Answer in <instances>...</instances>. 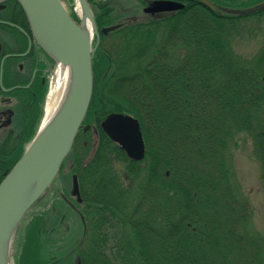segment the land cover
I'll list each match as a JSON object with an SVG mask.
<instances>
[{"label": "trees", "instance_id": "trees-1", "mask_svg": "<svg viewBox=\"0 0 264 264\" xmlns=\"http://www.w3.org/2000/svg\"><path fill=\"white\" fill-rule=\"evenodd\" d=\"M181 1L180 10L100 33L83 121L94 122L96 138L86 140L79 130L54 180L70 162L85 221L64 264H264L259 238L240 224L249 220L247 200L234 185L229 157L246 135L264 182V42L250 56L235 50L236 40L261 32L247 23L264 21V9L239 10L264 0H210L215 10ZM92 4L98 30L111 25L104 6ZM111 112L139 120L143 159L129 158L103 131L100 122ZM37 127L22 138L8 169ZM43 206L37 201L18 226L16 237L28 220L30 246L39 239ZM17 264H27L26 257Z\"/></svg>", "mask_w": 264, "mask_h": 264}, {"label": "water", "instance_id": "water-1", "mask_svg": "<svg viewBox=\"0 0 264 264\" xmlns=\"http://www.w3.org/2000/svg\"><path fill=\"white\" fill-rule=\"evenodd\" d=\"M68 1L75 3V0ZM78 1L83 10L80 23L72 18L62 0H18L37 44L57 64L70 67L71 81L65 101L46 124L39 125L21 157L0 181V264H11L12 244L22 218L51 187L79 129L89 127L83 125V120L92 97V59L99 33L89 2ZM197 1L211 10L216 9L210 0ZM183 7L180 1L155 0L145 10L168 12ZM263 9L264 1L239 11L253 13ZM117 27L111 25L101 31L106 33ZM94 35L97 42L92 45ZM100 126L129 158L141 160L144 157L145 144L136 117L111 112ZM71 195L81 201L76 174L72 175Z\"/></svg>", "mask_w": 264, "mask_h": 264}, {"label": "rangeland", "instance_id": "rangeland-1", "mask_svg": "<svg viewBox=\"0 0 264 264\" xmlns=\"http://www.w3.org/2000/svg\"><path fill=\"white\" fill-rule=\"evenodd\" d=\"M62 1L72 14L78 15L73 4H70L68 0ZM92 2L95 3L96 8L99 4L104 6L102 9L106 11L105 15L107 14L108 24L125 23L127 20L133 18L134 20L150 19L168 13H145V2L147 7L153 0H92ZM92 2L89 1L91 8L93 6ZM249 26L254 28L258 26L261 29L258 30L261 32L254 30L251 34L244 35L241 40H236L235 42V50L247 56L253 54L264 42V21L258 23L255 20H250L247 23V29L250 30ZM53 63V68H51L47 74L45 96L48 94L47 92H49L55 79L56 63L55 61H53ZM45 98L47 97H44V100ZM44 105L45 103L42 105V114L38 122V127L44 114ZM86 124L91 127V129L88 128L87 130H83L86 133V140L87 138H96L93 132H91V130L94 129V122L91 120ZM29 142L24 145L23 149L26 148ZM91 153L92 150L89 149V157ZM229 157L233 169L232 180L234 181V185L239 187L242 193L241 197L247 200L244 211L247 209L249 220L248 222L244 221L243 224L241 220V227L244 228V231L246 229L250 235H256V238H259L258 243L261 248V255L264 256V182L262 181L259 164L252 152L251 141L246 135L242 134L239 136L238 145L231 152ZM70 165V162L65 165L60 177L56 179L53 187H50L41 197V204L43 203L44 206L42 210L40 209L37 211L38 214L42 212V220L38 226L40 233L37 237L39 239L34 240L31 246L27 244V240L25 241L24 235L28 227V220L22 223V230H19L17 237L16 232L12 244L11 264H17L21 255L26 257L27 264L33 263L34 260L36 262H41L40 264H64L63 258L66 257V255L78 244L79 240L82 239L83 233H81L79 215L63 198V194L72 197L70 195L72 177ZM1 175L4 176L3 174ZM237 230L241 233L242 229L238 228ZM253 232L255 234H253ZM244 241L250 244L249 240L244 239ZM22 248L23 251H21ZM248 249L253 252L258 248L257 246H249ZM245 255L249 257L251 254ZM61 261L63 262L60 263Z\"/></svg>", "mask_w": 264, "mask_h": 264}, {"label": "flooded vegetation", "instance_id": "flooded-vegetation-1", "mask_svg": "<svg viewBox=\"0 0 264 264\" xmlns=\"http://www.w3.org/2000/svg\"><path fill=\"white\" fill-rule=\"evenodd\" d=\"M53 65L37 44L18 0H0V175L9 170L22 138L38 123L39 94L46 92ZM66 200L75 205V197Z\"/></svg>", "mask_w": 264, "mask_h": 264}, {"label": "bare ground", "instance_id": "bare-ground-1", "mask_svg": "<svg viewBox=\"0 0 264 264\" xmlns=\"http://www.w3.org/2000/svg\"><path fill=\"white\" fill-rule=\"evenodd\" d=\"M74 8L78 15L80 16L83 12L82 6L78 0H75ZM88 21L86 19L87 24ZM89 27V25H87ZM55 79L50 87V90L47 94L46 102L44 105V114L41 118L40 124H46L56 113V111L60 108L62 103L65 101L71 81V70L70 67L58 63L55 68ZM39 124V125H40Z\"/></svg>", "mask_w": 264, "mask_h": 264}]
</instances>
